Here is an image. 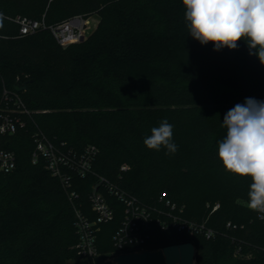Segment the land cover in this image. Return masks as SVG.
I'll return each mask as SVG.
<instances>
[{"label": "trees", "instance_id": "16d2710c", "mask_svg": "<svg viewBox=\"0 0 264 264\" xmlns=\"http://www.w3.org/2000/svg\"><path fill=\"white\" fill-rule=\"evenodd\" d=\"M0 14L1 79L9 88L28 85L22 97L35 111L37 127L78 153L95 145L96 174L147 204L165 195L186 207L187 218L208 219L216 233L207 239L155 228L149 249L191 242L198 264H264V218L248 207L247 194L200 200L188 183L195 173L226 174L217 156L225 114L246 98L264 101V64L243 40L234 50L202 45L188 34L182 0H0ZM77 15L97 17L98 25L85 41L68 46L48 30L18 37L10 20L45 17L51 26ZM184 112L214 126L190 139L188 153L179 148ZM164 119L173 125L175 154L143 143ZM33 132L10 138L17 168L0 172V264H92L75 248L79 237L66 191L44 160L32 162ZM125 164L130 169L122 172ZM97 181L94 174L74 177L88 214ZM102 192L116 209L115 220L97 236L98 251L107 255L115 251L124 206ZM208 203L221 208L209 216Z\"/></svg>", "mask_w": 264, "mask_h": 264}, {"label": "built area", "instance_id": "2783aa9c", "mask_svg": "<svg viewBox=\"0 0 264 264\" xmlns=\"http://www.w3.org/2000/svg\"><path fill=\"white\" fill-rule=\"evenodd\" d=\"M19 27L18 37L34 35L40 31L48 30L61 46L81 43L97 28L98 22L94 17L82 15L74 16L58 25H47L45 17L34 20L29 17L17 16L11 18ZM15 86L22 87L16 83ZM22 92L9 88L1 79L0 74V172L9 173L17 168V155L7 148L10 138L22 131L34 128L32 138L34 150L33 164L45 161L49 173L59 180L66 191L73 206L75 226L79 241L75 248L85 258L96 261L102 255L97 248V236L101 226L110 223L116 218V209L105 197L102 189L116 198L124 206V215L121 225L113 236L115 251L108 255V260L116 264L114 257L120 254L141 252L148 250V243L155 228L161 231L176 230L188 236L204 235L207 239L215 236V230L207 224L208 219L198 221L185 216L186 207L180 206L166 199L165 195L158 198L155 204L141 201L118 183L111 182L105 177L96 174L94 163L98 156L95 145L88 146L82 153L68 148L67 144L56 145L38 127L35 121V111L29 109L22 97ZM130 169L128 165L121 167L122 172ZM96 175L97 183L92 187L89 196L91 206L90 214L86 213L80 203L79 194L74 189V177L86 178ZM210 214L216 213L220 203L207 204ZM260 218L264 214L259 213ZM228 227L237 228L230 222Z\"/></svg>", "mask_w": 264, "mask_h": 264}, {"label": "clouds", "instance_id": "9594fccd", "mask_svg": "<svg viewBox=\"0 0 264 264\" xmlns=\"http://www.w3.org/2000/svg\"><path fill=\"white\" fill-rule=\"evenodd\" d=\"M188 34L215 51L234 50L244 41L264 64V0H182ZM3 14H0V21ZM226 135L217 142V156L224 170L248 184V207L264 214V101L246 98L224 116ZM150 150L175 154L173 125L167 119L143 140Z\"/></svg>", "mask_w": 264, "mask_h": 264}, {"label": "rangeland", "instance_id": "374dc122", "mask_svg": "<svg viewBox=\"0 0 264 264\" xmlns=\"http://www.w3.org/2000/svg\"><path fill=\"white\" fill-rule=\"evenodd\" d=\"M98 22V18L94 17ZM183 122L184 130L179 136V148L184 152L189 151L190 139H194L198 134L206 133L214 130L211 122L195 119L189 112H184V115L179 116ZM175 137V135H173ZM127 165V164H125ZM189 185L195 189L194 196L197 199L204 200L206 198H222L232 192H243L247 194L249 181L244 178L233 176L226 172V174L218 171H208L205 173H195L188 179ZM80 261H83L80 259ZM92 264H113L108 260V255L102 254L96 261H91ZM71 261L68 264H74ZM195 264H198L197 261Z\"/></svg>", "mask_w": 264, "mask_h": 264}, {"label": "water", "instance_id": "95a60500", "mask_svg": "<svg viewBox=\"0 0 264 264\" xmlns=\"http://www.w3.org/2000/svg\"><path fill=\"white\" fill-rule=\"evenodd\" d=\"M28 85L15 86L19 92ZM116 264H195L196 248L193 243L185 242L168 245L160 249H148L141 252L120 254L114 257Z\"/></svg>", "mask_w": 264, "mask_h": 264}]
</instances>
